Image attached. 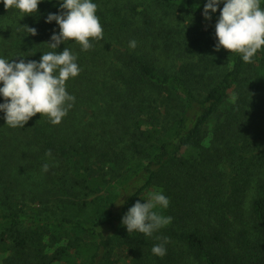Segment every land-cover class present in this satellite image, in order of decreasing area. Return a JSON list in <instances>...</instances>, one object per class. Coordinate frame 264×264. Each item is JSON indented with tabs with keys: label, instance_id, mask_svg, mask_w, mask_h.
<instances>
[{
	"label": "trees",
	"instance_id": "trees-1",
	"mask_svg": "<svg viewBox=\"0 0 264 264\" xmlns=\"http://www.w3.org/2000/svg\"><path fill=\"white\" fill-rule=\"evenodd\" d=\"M94 2L103 39L57 49L81 68L67 115L9 127L0 113V264H264V46L250 63L217 50L206 0ZM58 7L0 3V56L50 51ZM151 190L170 223L128 233L122 215Z\"/></svg>",
	"mask_w": 264,
	"mask_h": 264
},
{
	"label": "clouds",
	"instance_id": "clouds-1",
	"mask_svg": "<svg viewBox=\"0 0 264 264\" xmlns=\"http://www.w3.org/2000/svg\"><path fill=\"white\" fill-rule=\"evenodd\" d=\"M58 11L49 12L46 23L55 21V27L47 41L50 51H42L39 60L8 59L0 56V113L4 124L9 127H24L36 113L46 115L52 124L60 123L75 101L74 95L66 90V81L79 74L81 68L77 55L68 47L58 51L61 43L71 40L78 43L81 51L92 47L90 38L103 39V28L94 0H57ZM5 9L19 10L23 15L38 11L41 0H0ZM222 4V7L220 5ZM264 0H206L202 15L211 20L212 14L219 15L215 20V44L240 55L243 62H252L258 50L264 46ZM28 33L36 34L34 27L25 25ZM136 46L135 40L129 41ZM14 58V57H13ZM50 154V152H49ZM47 171L48 164L42 166ZM135 193L133 187L128 195ZM137 200L129 206L121 217V224L128 233L139 232L151 236L155 231L171 221L159 209L169 206V198L161 191L148 193L147 198ZM119 203H124L123 200ZM164 242L154 244L153 254H166Z\"/></svg>",
	"mask_w": 264,
	"mask_h": 264
},
{
	"label": "rangeland",
	"instance_id": "rangeland-1",
	"mask_svg": "<svg viewBox=\"0 0 264 264\" xmlns=\"http://www.w3.org/2000/svg\"><path fill=\"white\" fill-rule=\"evenodd\" d=\"M151 191H152V190H151ZM151 191H150V192H151ZM148 193H149V192H148ZM148 193L146 194V196L148 195ZM90 199H92V196H89V197L87 198V200H90ZM89 207H90V204H89V206H88V211H87V210L85 211L86 214L89 213V212H91V211H93V210H89ZM122 252H123V251H122L121 248H116L114 253H115L116 256H118L120 262H125L126 259L123 258V257H120Z\"/></svg>",
	"mask_w": 264,
	"mask_h": 264
}]
</instances>
